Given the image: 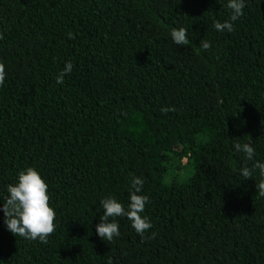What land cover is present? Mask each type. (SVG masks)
Instances as JSON below:
<instances>
[{
	"label": "trees",
	"instance_id": "trees-1",
	"mask_svg": "<svg viewBox=\"0 0 264 264\" xmlns=\"http://www.w3.org/2000/svg\"><path fill=\"white\" fill-rule=\"evenodd\" d=\"M226 4L0 0V207L33 167L56 213L45 244L0 212V264H264V177L242 171L264 161V0L217 32ZM179 27L188 45L172 43ZM134 177L152 228L142 238L118 217L101 240L99 201L126 207Z\"/></svg>",
	"mask_w": 264,
	"mask_h": 264
},
{
	"label": "clouds",
	"instance_id": "clouds-1",
	"mask_svg": "<svg viewBox=\"0 0 264 264\" xmlns=\"http://www.w3.org/2000/svg\"><path fill=\"white\" fill-rule=\"evenodd\" d=\"M226 7L231 11V15L223 23L219 21L214 23L213 27L217 32L233 31V22L244 14L245 0H227ZM169 35L172 43L177 46L189 44L187 29L184 27L173 28ZM210 47V42H201L203 51H207ZM72 69V63L66 61L63 70L56 77L57 83L62 84L64 77L71 73ZM5 79V66L0 62V87L4 85ZM233 147L236 152H243L247 161L254 160L256 150L251 143H234ZM254 170H258L260 176L264 177V161H257L252 169L245 167L242 170L243 175L251 177ZM143 183L144 181L139 177L132 179L129 203L126 207L112 195L99 201L103 214L96 225V234L101 240L111 242L120 235V224L116 220L118 217L127 218L131 222V227L142 238L152 228L150 219L143 215L148 202V197L140 194ZM257 187L264 196V181H261ZM6 190L8 195L3 206L0 207L6 230L14 236L38 240L46 244L49 235L56 229L54 223L56 213L49 204L48 185L42 175L37 169L28 167L18 173L15 183L7 185Z\"/></svg>",
	"mask_w": 264,
	"mask_h": 264
}]
</instances>
